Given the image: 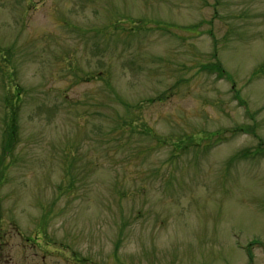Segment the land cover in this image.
Returning <instances> with one entry per match:
<instances>
[{"label": "rangeland", "instance_id": "374dc122", "mask_svg": "<svg viewBox=\"0 0 264 264\" xmlns=\"http://www.w3.org/2000/svg\"><path fill=\"white\" fill-rule=\"evenodd\" d=\"M0 264H264V0H0Z\"/></svg>", "mask_w": 264, "mask_h": 264}, {"label": "trees", "instance_id": "16d2710c", "mask_svg": "<svg viewBox=\"0 0 264 264\" xmlns=\"http://www.w3.org/2000/svg\"><path fill=\"white\" fill-rule=\"evenodd\" d=\"M210 68L212 69V71L217 72L219 76L228 77L227 72L221 67L220 64H215L212 67L211 66L204 67V69H206V70H210ZM13 94H14L13 95L14 101H18V100L19 101H18V103H16V102H12V104L10 103L11 109L13 110V113H12V117H11L12 119H11L9 125L7 126L8 129H7V131H5V134H4L3 149H2L3 153H4V160L6 158L7 153L11 152L12 149L14 148V145H15L14 143L17 140L16 139L17 138V125H16V121H15V118H16L15 116L17 115L16 109H18V104L20 102V99H19L20 88L18 87L17 91L13 92ZM138 108L140 109V107H138ZM120 121H122V122H120L119 126L123 129H133L132 126H133L134 122H136L135 120H132V119H130L128 121H124V120H120ZM209 139H211V138H209Z\"/></svg>", "mask_w": 264, "mask_h": 264}]
</instances>
